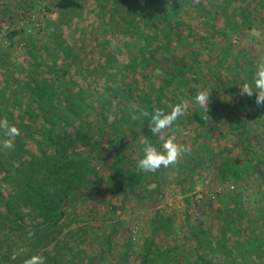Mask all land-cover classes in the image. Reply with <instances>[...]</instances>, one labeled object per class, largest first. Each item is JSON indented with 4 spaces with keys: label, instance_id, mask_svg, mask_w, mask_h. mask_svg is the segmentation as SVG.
Returning <instances> with one entry per match:
<instances>
[{
    "label": "trees",
    "instance_id": "16d2710c",
    "mask_svg": "<svg viewBox=\"0 0 264 264\" xmlns=\"http://www.w3.org/2000/svg\"><path fill=\"white\" fill-rule=\"evenodd\" d=\"M97 1L96 7L104 22L106 14ZM191 1L154 0L148 4V10L140 9L131 17L133 19L123 22L120 31L130 40L124 44L126 51L122 50L128 60L123 69L125 72L135 68L144 73L148 71L140 75V81L133 82L136 84L120 83V88L114 85L106 95L90 96L82 89L74 91L76 84L65 77L72 67L78 66L75 62L80 58L74 48L62 46L51 37L55 40L52 54L64 59L61 64L64 71L57 68L56 62L45 66L43 61L39 63L33 59L27 70L17 69L26 72L24 79L11 78L0 90V119H7L20 131L12 141L14 148L1 147L0 150V237L5 238L0 241V264H25L35 255L44 257L45 264H104L113 257L114 250L117 255L112 264H264V191L261 186L255 193L263 206L254 212L243 210L240 193L228 196L223 206L219 205L221 200H216L218 196L204 195L197 200L195 195L190 197L192 203L186 198L185 202L193 204L199 217L198 226L189 233L191 245L187 237L181 244L176 240L177 216L169 209L168 215L155 213L142 245L131 240L122 244L115 241L114 226L120 225L117 223L110 228V233L97 238L98 250L89 258L83 257L85 252L79 249L67 259L60 254L63 248L72 252L71 241H82L80 238H87L89 232L87 223L86 227L78 229L71 223L65 225L69 218L67 212L80 198L93 203L102 188H116L117 193H122L123 202L132 198L131 202L136 205H147L150 200L164 198L166 179L162 173L167 174L168 170H177L178 177L174 181L180 184L183 195L193 192L189 184L198 170L210 174L209 184L214 187L228 182L236 184L252 170L250 164L258 156L246 143L255 132L252 124L261 123L258 115H263L264 119V106L255 104V95L248 97L247 105L238 101L235 109L230 99L219 103L220 94H233L237 89L234 83L221 82L218 66L220 59H231L237 73L232 76L233 81L240 86L245 81L251 82L259 65L247 55L234 57L231 54V37L227 30L241 25L251 27L257 20L256 15L264 12V0H211V11L202 3L192 4ZM112 4L114 11L110 21L118 15V6ZM184 6L193 7L200 18L213 24L211 33L223 45L213 64L200 62L198 46L204 39L198 41L190 30L182 31L184 21L179 16ZM54 7L64 12L78 11L83 6L77 0H57ZM240 9L242 14H238ZM7 12L12 14L10 10ZM218 18L224 30L216 28ZM15 33L20 35L21 32L13 35ZM41 66L48 69L50 79L41 77ZM58 73H62V77ZM88 73L86 70L82 78ZM117 74L120 71L113 77ZM206 82L212 88L208 111L205 113L190 103V114L179 118L174 125L175 136H178L177 125L184 128L183 131L186 127L193 129L191 143L188 142L183 154L185 161L155 173L138 169L142 146L146 142L158 146L171 134L166 131L162 136L151 135L152 115L157 111L170 112L174 105L184 100L191 101ZM138 84L142 86L139 88ZM23 96L28 97L26 102ZM224 130L230 137H237L236 145L247 148L243 147L233 158L231 150L225 149H218L210 158L205 157L203 153L210 148L211 133L221 138ZM3 139L0 133V143ZM106 139L113 142L110 149L104 148ZM140 139L144 141L140 143ZM247 155L251 158L244 160ZM253 173L264 181V167L261 170L253 168ZM3 186L10 188L7 189L9 194L3 193ZM186 187L187 193L183 192ZM108 196L113 200L112 195ZM209 215L213 217L207 218ZM189 218L185 216L186 221ZM217 222L220 223L213 232L211 225ZM15 234L13 243L11 239ZM156 239L160 241L157 244ZM81 243H77L76 248Z\"/></svg>",
    "mask_w": 264,
    "mask_h": 264
},
{
    "label": "rangeland",
    "instance_id": "374dc122",
    "mask_svg": "<svg viewBox=\"0 0 264 264\" xmlns=\"http://www.w3.org/2000/svg\"><path fill=\"white\" fill-rule=\"evenodd\" d=\"M56 1L0 0V90L4 89L6 82H11L9 80L11 78H16L18 81L24 79L26 72H19L17 69H19L18 67H22L24 70H27L33 59L39 63L43 61V65L45 66L56 62L57 68L59 66L60 70L64 71L61 65L64 59L52 54L53 43L56 39L62 43V46L69 45L74 48L76 55L80 58L75 62L78 66L76 68L72 67L69 71V76L65 77V80H68V78L72 79L76 84L74 91L82 89L90 96H96L97 94L106 95L109 94L110 88L114 85L120 88L122 84H136L133 82L141 80L140 75L142 77V73L144 72L140 69L135 68L134 71L130 70L129 72H125V69H123L127 67L128 60L122 50L126 51L124 44L130 42V40L122 34L120 29L124 26L123 22L133 19L131 17H135L134 14L140 9L146 8L148 10L150 7L148 4L150 2L154 3V0H99L101 8H103L106 14L104 22L101 17L102 13L96 7L97 0H77L83 6L82 9L64 12L55 9L54 4ZM170 1L172 3V0ZM217 1L220 2L221 0ZM112 2L118 6L116 10L118 15L113 21H110L109 19L112 17L111 12L114 11L111 8L113 6ZM191 2L192 4L202 3L207 11H211L213 7L211 0H193ZM152 6L158 9L155 4H152ZM132 8L136 10H132ZM7 10L12 11V14H8ZM159 13L162 14L161 11ZM238 14H242V9L238 10ZM179 17L184 21V25L181 26L184 33L190 30L191 34L198 41H200L199 38L204 39L198 46L199 53H201L199 55L200 62L203 65L205 63L213 64L216 62L218 49L223 45L218 40V37L214 39L215 36L211 33L213 32L211 30L213 24L204 18L207 23V25H204L205 21L195 13L193 7L184 6V8H181ZM256 18L257 20H254L253 25L249 28L247 26L245 28L242 25L240 28L235 26L230 30L228 29L227 32L231 37V54L234 57L244 54L253 59L255 64L261 65L264 64V12L260 16L256 15ZM108 22H110L109 26L107 25ZM215 26L217 29L224 30L225 28L221 22V18L217 19ZM139 29L141 30L142 27ZM19 31L21 32L20 35L16 33L13 35L14 32ZM51 37L55 40H51ZM46 58L49 59L46 60ZM45 66H41L40 68V71L43 72L41 77L50 79L52 76L48 73V69ZM218 68L220 69L219 79L222 80L221 82L230 85L234 83L237 89L233 94H220L219 103L224 99H230L233 109L237 107L238 101H242L244 105H247L248 96L241 95L240 85L233 81L234 78L232 76L237 74L233 66V60L227 58L220 59ZM86 70L89 73L85 78H82ZM118 71H120V74L113 77V74ZM147 73L148 71H145L144 75ZM61 74L58 73V76L62 77ZM154 80L153 76L152 81ZM144 83L142 84L144 85ZM71 84L73 85V83ZM142 84H138L137 86L141 87ZM203 85L205 86L201 90H207L209 93L212 91L210 83L206 82ZM27 98V96H23V101L26 102ZM188 109H191L190 106ZM15 112L18 113V109ZM189 114L190 111L188 110L186 115ZM258 118L261 120V123L257 125L252 124L255 132H253L252 138L248 139L246 143L247 146H251V151L258 158L250 164L252 170L249 173L246 172L241 181L236 182V184L228 182L224 186L219 185L214 187L209 184L211 179L210 174L201 169L197 171L198 175L189 184L193 188V192L191 193L194 195H191V193L183 195L180 190V184L174 181L178 177L177 170L174 168L172 172L168 170L167 174L166 172L162 173V177L164 180L166 179V185L163 187L164 198L150 200L147 205H136L131 202L133 201L132 198L126 199L124 203L122 201V193L120 191L117 193L116 188H102L99 192V198H95L93 203L86 198H80L77 204L67 212V217L69 218L64 222L65 225L71 223L72 227H77L78 229V227H86L85 224L87 223L89 225V232L87 238H80L82 241L79 239L71 241L70 247L73 249L72 252L69 253L63 248L60 254L64 256V259H67L69 255L75 254L76 249H79L85 252L83 257L89 258L98 250V243L96 246V242H98L96 241L97 238L105 233H110V228L117 223L120 225L117 228L114 226L116 234H114L113 239L115 241L122 244L131 240L133 243L142 245L149 230V222L153 219L155 213L167 214L169 213V209L177 216L175 217V227L178 229L176 240L181 244L182 239L187 237V241L191 245L189 233L191 229L198 226L199 217L194 212L193 204L188 205L185 201L188 198L191 202L190 197L195 195L197 197L201 191H205L210 195L216 193V196H218L216 200H221L220 206H223V202L227 200L228 196L234 197L238 193L241 195L240 203L243 204V210L254 212L259 206H263L261 198L256 195L255 191L258 186H261V190L264 191V181L261 182L253 173V168L261 170L264 167V119L263 115H258ZM177 127L178 132L176 134L178 136H175V139L178 144H182L187 148L188 142L191 143V137L194 135L193 131H191L193 129L186 127L183 131L184 128H180L178 125ZM139 141L142 143L144 140L140 139ZM237 142V137H230V133L227 130H224V136L221 138H217L216 133H211L210 148L203 155L210 158L217 154L218 149H225L231 150V158L236 157L241 152V149L246 147V145L239 147L236 145ZM112 143H110L109 139L104 140L103 145H106L104 148L110 149ZM224 158L228 157L224 156ZM247 158L251 157L247 155L244 160ZM179 161L184 162V157L182 156ZM97 166L99 168L101 165ZM230 186H233L234 190H229ZM3 188V193L5 195L9 194L7 189L10 188L4 186ZM187 190L188 187L183 192ZM229 192H234V194L230 195ZM108 195H112L113 200L110 201ZM213 206H216V202ZM185 216L190 217L188 221L185 220ZM211 217L213 216L209 215L207 218L211 219ZM219 223L211 225L213 232L216 231ZM16 235L12 237L11 242H15ZM3 239L5 240V238L0 237V241ZM79 242L83 243L79 244L78 248H76ZM157 242L159 243L160 241L156 239L155 243L157 244ZM168 242L166 243L168 244ZM116 255L117 253L114 250L113 257L104 261V264H112V261L116 260Z\"/></svg>",
    "mask_w": 264,
    "mask_h": 264
},
{
    "label": "clouds",
    "instance_id": "9594fccd",
    "mask_svg": "<svg viewBox=\"0 0 264 264\" xmlns=\"http://www.w3.org/2000/svg\"><path fill=\"white\" fill-rule=\"evenodd\" d=\"M239 89L241 95L248 97L255 95V104L264 106V64L257 67L251 82H243ZM190 103L198 106L206 113L208 111L209 92L200 90L191 101L184 100L174 105L170 112L157 111L152 115L149 125L151 135L160 136V134L166 133V130H169L171 134L168 135L167 139H163L158 146L147 142L143 145L140 149L141 155L137 160L138 169L145 173H155L161 168H169L179 162L187 149L184 145L176 142L174 125L179 118L187 114ZM0 133H3L4 137L0 147L3 149L14 148L12 141L20 135L19 129L11 125L7 119H0ZM25 264H45V258L35 255L28 258Z\"/></svg>",
    "mask_w": 264,
    "mask_h": 264
},
{
    "label": "built area",
    "instance_id": "2783aa9c",
    "mask_svg": "<svg viewBox=\"0 0 264 264\" xmlns=\"http://www.w3.org/2000/svg\"><path fill=\"white\" fill-rule=\"evenodd\" d=\"M229 190H231V191L234 190V187H233V186H230V187H229ZM204 195H209L210 197H214V196H216V193L210 195V194H207V192H205V191H201V192L197 195L196 198H197V199H202Z\"/></svg>",
    "mask_w": 264,
    "mask_h": 264
}]
</instances>
